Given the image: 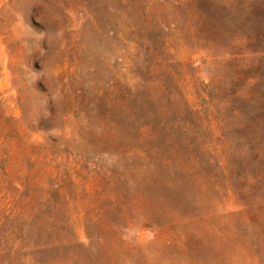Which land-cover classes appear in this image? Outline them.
Wrapping results in <instances>:
<instances>
[{
	"label": "rangeland",
	"instance_id": "1",
	"mask_svg": "<svg viewBox=\"0 0 264 264\" xmlns=\"http://www.w3.org/2000/svg\"><path fill=\"white\" fill-rule=\"evenodd\" d=\"M0 264H264V0H0Z\"/></svg>",
	"mask_w": 264,
	"mask_h": 264
}]
</instances>
